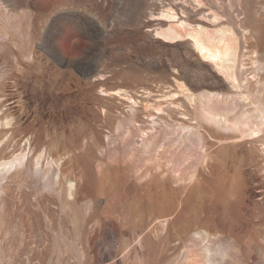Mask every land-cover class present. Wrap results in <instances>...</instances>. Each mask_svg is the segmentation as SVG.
I'll return each mask as SVG.
<instances>
[{
  "label": "rangeland",
  "instance_id": "obj_1",
  "mask_svg": "<svg viewBox=\"0 0 264 264\" xmlns=\"http://www.w3.org/2000/svg\"><path fill=\"white\" fill-rule=\"evenodd\" d=\"M0 264H264V0H0Z\"/></svg>",
  "mask_w": 264,
  "mask_h": 264
},
{
  "label": "bare ground",
  "instance_id": "obj_2",
  "mask_svg": "<svg viewBox=\"0 0 264 264\" xmlns=\"http://www.w3.org/2000/svg\"><path fill=\"white\" fill-rule=\"evenodd\" d=\"M214 57V56H213ZM22 166V165H21ZM82 175H83V173H82ZM100 182V181H99ZM101 184V183H100ZM100 188V187H99Z\"/></svg>",
  "mask_w": 264,
  "mask_h": 264
}]
</instances>
